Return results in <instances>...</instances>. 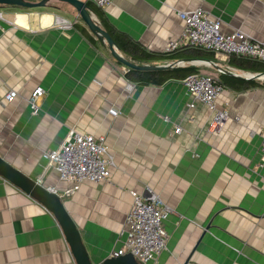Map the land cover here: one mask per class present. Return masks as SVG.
Instances as JSON below:
<instances>
[{
  "label": "crops",
  "instance_id": "0c3cea01",
  "mask_svg": "<svg viewBox=\"0 0 264 264\" xmlns=\"http://www.w3.org/2000/svg\"><path fill=\"white\" fill-rule=\"evenodd\" d=\"M198 7L219 18L224 31L241 29L264 39V0H114L99 9L110 25L164 56L141 64L177 62L165 69L197 66L225 79L213 66L188 61L193 57L185 48L165 51L183 31L178 11ZM0 13V154L58 189L70 184L47 154L69 129L105 135L114 155L108 180H85L63 198L93 264H102L126 239L130 190L145 194L148 187L173 209L164 223L167 249L156 264H264V167L258 165L264 83L248 89L224 83L217 106L231 117L211 131L212 111L200 101L188 105L193 98L182 77L162 84L129 80L128 67L69 3L2 6ZM57 15L72 26L60 28ZM95 15L103 26V17ZM212 61L240 74L223 73L237 79L254 73L230 58L215 54ZM36 86L44 94L33 114L28 98ZM10 90L17 96L9 102ZM0 264H77L54 214L1 175Z\"/></svg>",
  "mask_w": 264,
  "mask_h": 264
},
{
  "label": "built area",
  "instance_id": "2783aa9c",
  "mask_svg": "<svg viewBox=\"0 0 264 264\" xmlns=\"http://www.w3.org/2000/svg\"><path fill=\"white\" fill-rule=\"evenodd\" d=\"M91 1L101 8L111 5L114 0H84ZM184 21V27L177 40L169 41L165 51L173 52L183 47H199L210 50L223 58L231 55L244 56L264 62V39H256L247 32L236 29L224 31L219 18H211L203 7L191 10L178 11ZM1 15V13H0ZM56 24L62 29H68L72 22L62 16H56ZM126 72V71H125ZM193 101L203 102L212 111V120L209 129L220 131L231 117L228 108H218V99L224 91V85L215 76L196 72L182 79ZM133 84L129 83L131 89ZM44 94L42 86H36L28 101L33 114L40 110L39 99ZM17 96L16 90L6 94V100L12 101ZM117 113V111H114ZM170 121L168 116L163 117ZM239 120V116H235ZM179 125L175 132H181ZM49 164L58 172L59 178L70 185L64 189L48 187L59 194L61 198L71 196L79 190L83 181L104 182L109 179L111 167L115 165V158L105 135H95L89 132H80L69 129L64 142L47 154ZM259 167H264V135L260 144ZM133 197L132 206L127 213L126 227L122 233L126 239L119 248L113 249L110 257H117L131 252L141 264H156L158 256L167 249L168 233L164 223L173 212L151 188L145 194L130 190Z\"/></svg>",
  "mask_w": 264,
  "mask_h": 264
},
{
  "label": "water",
  "instance_id": "95a60500",
  "mask_svg": "<svg viewBox=\"0 0 264 264\" xmlns=\"http://www.w3.org/2000/svg\"><path fill=\"white\" fill-rule=\"evenodd\" d=\"M50 0H0V7L2 6H17L25 8H36L45 6ZM69 3L78 12V15L88 26V28L109 48L111 54L118 59L122 64L128 68H134L138 70H159L174 66L175 63L170 64H141L137 63L125 55H123L118 46L116 45L113 37L110 33L103 28L98 21L93 10L89 8L87 2L84 0H59ZM187 59H181L186 61ZM188 61L197 62L199 64H207L215 67L221 73H227L235 76H241L238 73L229 71L214 61L202 58H193ZM250 79H264V72H254L246 76ZM0 175L10 181L15 186L19 187L25 193L29 194L35 200L42 203L48 210H50L65 234L66 240L71 248L77 264H93L89 256V252L85 243L83 242L81 232L73 219V216L66 208L63 198L59 194L51 191L48 187L39 182L36 178H33L29 174L25 173L20 168L13 165L11 162L6 160L0 154ZM102 264H141L136 257L128 252L126 254L117 257H108Z\"/></svg>",
  "mask_w": 264,
  "mask_h": 264
},
{
  "label": "trees",
  "instance_id": "16d2710c",
  "mask_svg": "<svg viewBox=\"0 0 264 264\" xmlns=\"http://www.w3.org/2000/svg\"><path fill=\"white\" fill-rule=\"evenodd\" d=\"M87 5L91 10L97 13L98 16H101V18L103 17L99 9L100 8L99 6L92 3L91 1H87ZM20 8L28 9L25 7H20ZM102 20H103L102 23L103 28L110 33L116 45L118 46L120 52L123 55H125L127 58L137 63H141L156 59H162V57H164L162 55H157L153 52H150L142 45L141 42L133 39L126 33L119 31L113 25H110L104 19V17L102 18ZM183 48L186 49V52L187 54L190 55V57L214 60L215 54L210 50L199 47H183ZM230 63L238 68L248 70L251 72H264V62L258 59L231 55ZM196 72H200L197 66H187V67H180L175 69H160V70H149V71L128 68L125 75L127 76V78H129V80L139 84H162L170 77H182L184 79L188 75ZM221 75L224 76L225 79L218 78L219 82H221L223 85H225L224 83L228 84L231 82H236L234 84V87L238 89H248L260 85L261 83H264L262 81L260 82L259 80H255V79H249V80L237 79L225 75L223 73Z\"/></svg>",
  "mask_w": 264,
  "mask_h": 264
},
{
  "label": "rangeland",
  "instance_id": "374dc122",
  "mask_svg": "<svg viewBox=\"0 0 264 264\" xmlns=\"http://www.w3.org/2000/svg\"><path fill=\"white\" fill-rule=\"evenodd\" d=\"M209 70H211V68H209ZM210 73V72H208V71H203V73ZM211 72H212V74H214V75H216V72L215 71H213V70H211Z\"/></svg>",
  "mask_w": 264,
  "mask_h": 264
}]
</instances>
